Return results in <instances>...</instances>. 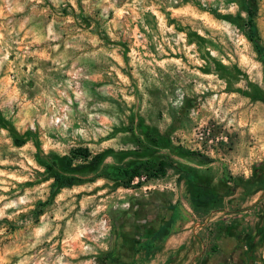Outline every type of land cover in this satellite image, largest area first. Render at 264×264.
<instances>
[{
    "label": "rangeland",
    "instance_id": "rangeland-1",
    "mask_svg": "<svg viewBox=\"0 0 264 264\" xmlns=\"http://www.w3.org/2000/svg\"><path fill=\"white\" fill-rule=\"evenodd\" d=\"M78 147L176 167L60 188ZM181 166L232 191L196 209ZM263 167L264 0H0V264H242Z\"/></svg>",
    "mask_w": 264,
    "mask_h": 264
},
{
    "label": "trees",
    "instance_id": "trees-1",
    "mask_svg": "<svg viewBox=\"0 0 264 264\" xmlns=\"http://www.w3.org/2000/svg\"><path fill=\"white\" fill-rule=\"evenodd\" d=\"M245 8L249 16V27L252 31L248 36L254 42L257 49L262 51V45L259 42V35L257 33V26L253 20L255 9L250 4H247ZM12 132L14 133L16 144L21 146L24 143V140L17 137L18 133L15 129H12ZM186 152L188 153L190 151L186 150ZM104 157L103 152L93 154L88 147H78L73 149L68 155L56 157L52 159V161L45 163V166L48 168L51 176L55 179V183L58 184L60 188L70 187L76 184L78 180L76 172L85 168L97 170L103 167V171L97 176H105L115 180H121L122 184L130 186L137 176H142L144 171L148 172L147 174L150 176H159L166 174L167 167H176L173 161L168 160H160L155 167L151 166L149 161L131 162L126 165L103 166ZM75 160H82L84 163L74 165ZM180 172L188 180L191 200L196 209L207 210L215 207L221 202L223 196L232 191L231 188L225 192H219L216 190L215 185H210L211 180L207 175L201 174L200 171L195 168L181 166ZM255 183L258 188H262V184L258 182V177L255 179ZM165 228L166 230L164 231ZM252 232L253 231L248 232L246 235H239L240 241H242L244 246L246 245L247 247L245 255L248 258V264H256L257 251H259L260 247H264V244H260L259 236H255ZM168 234V226L165 227L164 225L155 232L154 237L162 238ZM262 234L264 235V230Z\"/></svg>",
    "mask_w": 264,
    "mask_h": 264
},
{
    "label": "flooded vegetation",
    "instance_id": "flooded-vegetation-1",
    "mask_svg": "<svg viewBox=\"0 0 264 264\" xmlns=\"http://www.w3.org/2000/svg\"><path fill=\"white\" fill-rule=\"evenodd\" d=\"M258 182L260 184H262L261 185L262 188H260L259 191H261V190L264 191V167L259 172ZM257 214H259L257 226H258V228H259L260 231L257 232V233H254V235L255 236H259V238H260V240H259L260 241V244L263 245L264 244V235L262 234L263 233V230H264V201H263V199H260V201H258V203H257ZM262 236H263V239H262ZM246 250H247V247L245 248V251ZM245 251H243V256H244V259L246 260V264H248L249 262H248L247 256L245 255ZM257 259H258V257H257ZM259 259L261 260L262 258L260 257ZM256 264H257V262H256Z\"/></svg>",
    "mask_w": 264,
    "mask_h": 264
},
{
    "label": "crops",
    "instance_id": "crops-1",
    "mask_svg": "<svg viewBox=\"0 0 264 264\" xmlns=\"http://www.w3.org/2000/svg\"><path fill=\"white\" fill-rule=\"evenodd\" d=\"M255 227H253L254 229H253V234L254 233H257V232H259L260 230H259V228H258V226H257V223L254 225ZM257 235V234H256ZM241 245L244 247V249L246 248L245 246H244V244H243V242L241 241ZM263 247V246H262ZM262 249V248H261ZM256 262H257V264L259 263L258 262V259L256 260ZM242 264H246V260H243V263Z\"/></svg>",
    "mask_w": 264,
    "mask_h": 264
}]
</instances>
